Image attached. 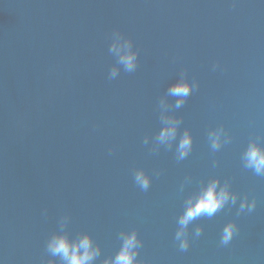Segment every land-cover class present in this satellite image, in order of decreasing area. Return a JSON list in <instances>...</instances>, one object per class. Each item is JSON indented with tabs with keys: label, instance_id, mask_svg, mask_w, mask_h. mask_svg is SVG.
I'll list each match as a JSON object with an SVG mask.
<instances>
[{
	"label": "water",
	"instance_id": "1",
	"mask_svg": "<svg viewBox=\"0 0 264 264\" xmlns=\"http://www.w3.org/2000/svg\"><path fill=\"white\" fill-rule=\"evenodd\" d=\"M125 42L131 72L112 47ZM180 80L192 90L177 107ZM168 118L177 134L160 142ZM252 140L264 145V0H0V264H63L47 249L57 234H88L102 264L132 231L142 264H264ZM213 179L236 203L190 221L181 250L179 218Z\"/></svg>",
	"mask_w": 264,
	"mask_h": 264
},
{
	"label": "clouds",
	"instance_id": "2",
	"mask_svg": "<svg viewBox=\"0 0 264 264\" xmlns=\"http://www.w3.org/2000/svg\"><path fill=\"white\" fill-rule=\"evenodd\" d=\"M113 50L119 55V63L122 64L126 71H133L136 67L137 54L131 50L129 42L123 45L118 43L113 44ZM117 70L113 69L111 75L115 77ZM192 90V85L185 80H180L170 86L169 92L171 95L178 97L176 106L179 107L184 99ZM177 121L171 118L166 119L165 127L159 133L160 142L174 139L177 134ZM209 138L212 141V148L220 147V131H213ZM192 146V136L188 131H185L180 139L178 153L179 158H183L188 154ZM243 159L245 167L252 169L256 175L264 176V145L256 140H252L247 145ZM135 181L142 188L147 189L149 186V178L144 174L143 170L137 171ZM219 179L209 181L207 186L195 197H190L187 201V207L184 213L179 218V229L176 232L175 239L179 242L181 250H187L190 246V241L187 238L186 228L190 221L199 216H213L217 210L231 201L236 203V194L230 192L227 184L219 185ZM256 206V201L251 202L247 198L241 201L239 212H252ZM238 229L234 222L227 223L221 234L220 244L227 245L233 239ZM202 232L201 228H197L195 235L199 236ZM141 246V241L138 239L137 232L122 234V244L119 251L114 257L105 258L102 264H142L137 259ZM47 249L52 256H59L63 264H92V262L100 255L101 249L98 245L93 244L92 238L88 234L82 235L76 240H70L67 235L57 234L52 236L48 241ZM49 264H55V261H50Z\"/></svg>",
	"mask_w": 264,
	"mask_h": 264
}]
</instances>
